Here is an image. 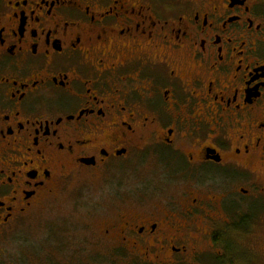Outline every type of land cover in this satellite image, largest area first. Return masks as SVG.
<instances>
[{
    "label": "flooded vegetation",
    "instance_id": "obj_1",
    "mask_svg": "<svg viewBox=\"0 0 264 264\" xmlns=\"http://www.w3.org/2000/svg\"><path fill=\"white\" fill-rule=\"evenodd\" d=\"M135 161L100 264H182L199 237L264 226V0H0V240Z\"/></svg>",
    "mask_w": 264,
    "mask_h": 264
},
{
    "label": "rangeland",
    "instance_id": "obj_2",
    "mask_svg": "<svg viewBox=\"0 0 264 264\" xmlns=\"http://www.w3.org/2000/svg\"><path fill=\"white\" fill-rule=\"evenodd\" d=\"M138 166L135 161L101 177L73 179L74 182L68 183L60 194L49 200L41 212L29 217L19 230H7L0 240V264H42L50 251V257L55 261L64 259L66 262L74 257L75 251H82L80 258H75L76 263L88 260L90 264H100L95 254L88 253L95 251V245L91 244L93 236L102 220L114 218L119 208H128L121 200L129 202L133 198L122 197L140 185L139 178L146 174ZM179 194L178 188L168 187L159 193L158 199L162 195L176 197ZM154 205L159 207L160 204ZM129 208V211L137 210L134 204H129ZM145 208H152V204ZM241 227L244 231L247 229L251 236L244 234L242 237L237 230H231L217 245L205 242V237H199L193 246L187 243L182 264H264V226ZM51 245L54 248L50 250ZM219 249L223 251L221 254ZM45 250L48 254L43 255ZM124 253L120 252L108 261L110 264H130ZM131 264L141 263L135 261Z\"/></svg>",
    "mask_w": 264,
    "mask_h": 264
}]
</instances>
